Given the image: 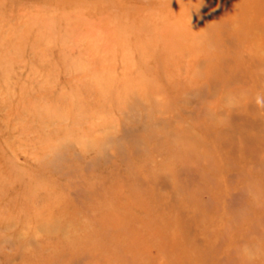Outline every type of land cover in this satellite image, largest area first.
Wrapping results in <instances>:
<instances>
[{
	"label": "rangeland",
	"instance_id": "rangeland-1",
	"mask_svg": "<svg viewBox=\"0 0 264 264\" xmlns=\"http://www.w3.org/2000/svg\"><path fill=\"white\" fill-rule=\"evenodd\" d=\"M0 264H264V0H0Z\"/></svg>",
	"mask_w": 264,
	"mask_h": 264
}]
</instances>
